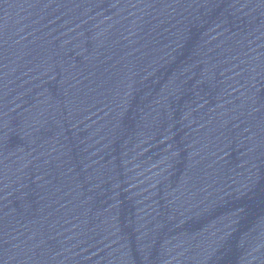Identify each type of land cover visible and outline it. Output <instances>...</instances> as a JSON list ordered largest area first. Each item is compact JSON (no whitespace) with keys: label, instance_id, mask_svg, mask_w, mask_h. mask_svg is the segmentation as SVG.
I'll use <instances>...</instances> for the list:
<instances>
[{"label":"water","instance_id":"water-1","mask_svg":"<svg viewBox=\"0 0 264 264\" xmlns=\"http://www.w3.org/2000/svg\"><path fill=\"white\" fill-rule=\"evenodd\" d=\"M0 264H264V0H0Z\"/></svg>","mask_w":264,"mask_h":264}]
</instances>
